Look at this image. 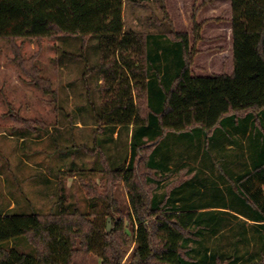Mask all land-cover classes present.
Masks as SVG:
<instances>
[{
  "label": "trees",
  "instance_id": "obj_1",
  "mask_svg": "<svg viewBox=\"0 0 264 264\" xmlns=\"http://www.w3.org/2000/svg\"><path fill=\"white\" fill-rule=\"evenodd\" d=\"M148 1L0 0V39H100L107 94L103 107L93 109L94 119L100 129L113 132L133 127L123 163L112 168L105 161L104 172L114 184H124L135 233L134 241L114 197L115 186L104 197V216L114 223L110 231L108 225L101 230L79 209L70 211L62 196L59 211L46 217L0 215V264H88L93 252L101 264H126L132 242L128 264H264V157L252 169L234 172L225 156V145L232 143L231 133L225 131L230 120L257 119L264 113V0H230L234 73L209 77L192 71L210 20L198 22L194 14L191 33L169 31L172 43L126 31L125 4ZM172 55L180 58L173 72L169 71ZM35 80L50 93L47 81L37 74ZM175 133L189 136L199 151L204 147L207 160L215 154L220 157L212 166L220 172L212 173L227 186L214 178L212 187L223 196L222 202L191 203L190 198L200 192L197 189L189 198L179 190L177 198L158 200L154 188L146 185L149 174L166 171L172 163L168 136ZM250 142L264 149V135ZM212 208L233 213L224 219ZM22 238L33 245L32 251L18 249L15 242ZM206 238H215L218 244L228 240L230 250L217 244L210 256L209 251L201 254L198 247ZM190 242H197L196 247L191 248Z\"/></svg>",
  "mask_w": 264,
  "mask_h": 264
},
{
  "label": "rangeland",
  "instance_id": "obj_2",
  "mask_svg": "<svg viewBox=\"0 0 264 264\" xmlns=\"http://www.w3.org/2000/svg\"><path fill=\"white\" fill-rule=\"evenodd\" d=\"M232 13L230 0H150L126 3L123 21L126 31L172 43L169 31L174 28L191 33L195 14L198 22L210 20L203 34L207 42L212 41L209 43L212 46L219 40L226 47L229 43L226 28L231 26ZM99 43L96 36L88 39L60 36L41 41L0 39V215L38 213L46 217L59 211L63 196L70 211L79 209L103 230L110 218L104 216L107 206L104 197L115 186L114 197L135 241L125 186L114 184L104 172L105 161L112 168L123 163L133 127L113 132L109 128L100 129L94 119L93 109L103 107L107 94ZM230 54L223 65L228 74L234 72L232 50ZM203 55L196 60L194 75L225 73L218 60L209 64L208 70H201L209 58V54ZM170 62L169 71H176L180 58L172 55ZM166 63L165 59L162 66ZM35 74L50 84L47 86L50 93L38 86ZM168 142L173 147L172 163L166 171L149 174L151 180L146 183L150 189L154 188L158 200L177 198L179 190L189 198L191 191L197 189L200 192L190 198L191 203L222 202L223 196L212 187L214 178L220 186H227L212 173L220 172L212 169L220 157L215 154L213 160H207L205 148L199 151V145H191L190 137L184 134H169ZM230 151L225 156L232 161ZM212 210L224 219H230L228 212L233 213L222 208ZM110 225L111 230L114 223L110 221ZM199 230L203 231V227ZM217 244L215 238H206L198 248L201 254L209 251L210 256ZM15 245L23 252L33 250L25 238ZM196 245L197 242L189 244L191 248ZM218 246L226 252L230 250L228 240ZM134 247L135 242L128 246L126 264ZM239 248L245 251L243 246ZM101 262L96 252L90 253L88 264Z\"/></svg>",
  "mask_w": 264,
  "mask_h": 264
},
{
  "label": "crops",
  "instance_id": "obj_3",
  "mask_svg": "<svg viewBox=\"0 0 264 264\" xmlns=\"http://www.w3.org/2000/svg\"><path fill=\"white\" fill-rule=\"evenodd\" d=\"M206 27L207 25L205 26L203 30L202 37H204L203 34H204V31L206 30ZM226 31H229V32H226V36H227L226 42L228 43L229 41L226 47L222 45L221 42L219 43V40H218V43H215L211 46L209 43H211L212 41L207 42L206 37H204L203 41L198 43V46H197L198 54L196 56L194 66L196 65V60L199 56L203 54L205 55L209 54V58L206 60V63L202 65V68L200 67V69L208 70L207 68L209 64H211L215 60H218V63H221L222 70L224 72L226 71L224 68L225 66H223L225 65V60L230 59L231 50L233 54L232 23H231V26L226 28ZM216 41L217 40H214L213 42H216ZM202 44H204L203 45L204 48L203 46H201ZM233 60H234V54H233ZM233 70H234V67H233ZM223 74H226V72ZM230 124L231 126L225 131L226 133L227 132L231 133L232 143H228L227 145H225V147H226V151L228 152V150L230 149L231 150L230 152H232V155H233L232 162L230 163L231 169L235 172L252 169L253 166L256 165L258 162L260 164L263 161V157H264V149H261L260 147H258L257 144L253 146L250 142L251 140H254V139L262 140L263 138L264 113L259 115L257 119L255 118L250 119L249 117H240V118H236L235 120L231 119Z\"/></svg>",
  "mask_w": 264,
  "mask_h": 264
},
{
  "label": "water",
  "instance_id": "obj_4",
  "mask_svg": "<svg viewBox=\"0 0 264 264\" xmlns=\"http://www.w3.org/2000/svg\"><path fill=\"white\" fill-rule=\"evenodd\" d=\"M110 221H111V219L109 218V223H108V230H110Z\"/></svg>",
  "mask_w": 264,
  "mask_h": 264
}]
</instances>
